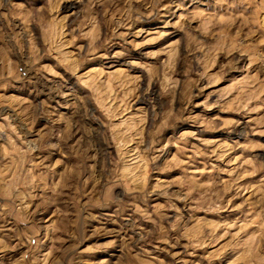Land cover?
Returning <instances> with one entry per match:
<instances>
[{
	"label": "rangeland",
	"instance_id": "rangeland-1",
	"mask_svg": "<svg viewBox=\"0 0 264 264\" xmlns=\"http://www.w3.org/2000/svg\"><path fill=\"white\" fill-rule=\"evenodd\" d=\"M0 264H264V0H0Z\"/></svg>",
	"mask_w": 264,
	"mask_h": 264
}]
</instances>
